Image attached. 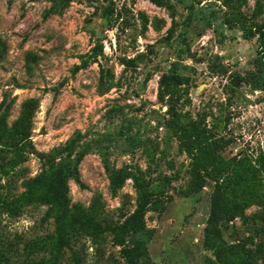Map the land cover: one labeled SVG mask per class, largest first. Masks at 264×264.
I'll list each match as a JSON object with an SVG mask.
<instances>
[{"label":"rangeland","instance_id":"374dc122","mask_svg":"<svg viewBox=\"0 0 264 264\" xmlns=\"http://www.w3.org/2000/svg\"><path fill=\"white\" fill-rule=\"evenodd\" d=\"M0 264H264V0H0Z\"/></svg>","mask_w":264,"mask_h":264},{"label":"trees","instance_id":"16d2710c","mask_svg":"<svg viewBox=\"0 0 264 264\" xmlns=\"http://www.w3.org/2000/svg\"><path fill=\"white\" fill-rule=\"evenodd\" d=\"M255 35V34H254ZM254 35H251L254 37ZM177 80V79H176ZM233 168H230L228 171H226L224 179L217 180V190H216V199L214 201V211L212 215V222L223 220L224 222H231V219H224L221 217V211H222V193L225 192V190L233 191L235 188V184L232 182V177L235 176V172H232ZM113 182V181H112ZM228 212L224 211V215H227Z\"/></svg>","mask_w":264,"mask_h":264}]
</instances>
